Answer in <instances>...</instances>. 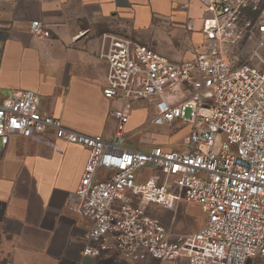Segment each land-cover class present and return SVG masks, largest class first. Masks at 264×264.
<instances>
[{"label": "built area", "instance_id": "2783aa9c", "mask_svg": "<svg viewBox=\"0 0 264 264\" xmlns=\"http://www.w3.org/2000/svg\"><path fill=\"white\" fill-rule=\"evenodd\" d=\"M202 39L193 58L174 62L146 44L105 36L100 58L108 73L104 97L123 107L111 116V138L70 131L41 110L30 90L0 99V141L53 131L54 137L89 152L82 178L66 207L90 221L88 244L76 264L115 252L130 262L149 258L188 264H264V70L240 64L232 50L245 38L250 60L264 53V0H201ZM39 39L51 32L33 21ZM153 107L157 127L189 128L184 150L125 145L133 104ZM189 112V114H188ZM1 158V152H0ZM143 169L153 173L139 176ZM181 202L206 214L198 231L174 235L151 205L176 211Z\"/></svg>", "mask_w": 264, "mask_h": 264}, {"label": "crops", "instance_id": "0c3cea01", "mask_svg": "<svg viewBox=\"0 0 264 264\" xmlns=\"http://www.w3.org/2000/svg\"><path fill=\"white\" fill-rule=\"evenodd\" d=\"M204 11L201 0H0V99L16 90L33 91L41 110L65 128L111 138L116 128L111 112L123 102L103 94L108 65L99 54L105 36L152 43L154 30L164 29L171 37L168 57L190 60L192 43L202 39ZM37 20L50 37L32 35L30 26ZM142 104H133L130 121ZM143 125L134 118L130 130ZM125 145L170 149L163 143ZM0 152V264H76L91 223L68 209L66 201L82 178L88 150L56 139L49 130L31 137L12 135L6 146L0 141ZM86 264L188 261L130 262L104 252Z\"/></svg>", "mask_w": 264, "mask_h": 264}, {"label": "rangeland", "instance_id": "374dc122", "mask_svg": "<svg viewBox=\"0 0 264 264\" xmlns=\"http://www.w3.org/2000/svg\"><path fill=\"white\" fill-rule=\"evenodd\" d=\"M150 37L152 38V43L145 42L144 44L158 54L174 61L168 57L171 37L166 30L155 29ZM252 47L253 43L249 41L248 38H245L232 50V52L240 64L249 63L250 65L264 70V53L262 54V60L256 59L251 61L250 51ZM174 62L180 61L175 60ZM142 105L138 116L133 114L134 112H131V121L127 126L129 132L127 133L126 143H148V146L163 143L166 147L173 150L180 151L186 149V137L189 133V128L181 122H176L172 126L157 127L151 123L153 107L145 103ZM137 117H139L144 125L141 129L132 131L130 128L133 126V119H137ZM152 173L153 170L151 169H143L139 173V176H143L145 179ZM148 214L159 218L163 225L174 235L189 234L196 228L202 226L206 221V214L202 209L198 205L189 202H181L176 211L166 210L158 205H151L148 209ZM248 264L258 263L252 259L249 260Z\"/></svg>", "mask_w": 264, "mask_h": 264}]
</instances>
